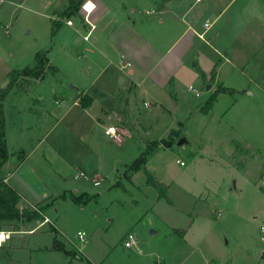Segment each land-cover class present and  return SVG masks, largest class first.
<instances>
[{
    "label": "rangeland",
    "instance_id": "rangeland-1",
    "mask_svg": "<svg viewBox=\"0 0 264 264\" xmlns=\"http://www.w3.org/2000/svg\"><path fill=\"white\" fill-rule=\"evenodd\" d=\"M13 1L0 23V89L10 72L31 66L38 51L50 55L58 72L49 65L42 80L21 82L4 102L11 155L0 175L11 176L27 157L16 177L32 204L20 207L42 218L12 221L25 233L1 247L0 264H264L261 45H253L251 68L226 66L229 76L220 78L230 92L218 93L204 113L220 87L210 83L214 72L200 75L191 54L166 90L134 91L125 77L129 69L121 73L116 56L101 57L78 34H84V2L80 17H70L74 27L62 20L51 36V20L37 15L46 3L52 11L51 0ZM102 1L142 25L154 19L146 12L160 0ZM86 9L93 11V4ZM170 41H156L155 62ZM113 123L122 129L120 142L104 135ZM182 138L187 143L178 146ZM151 179L166 191L153 189ZM42 198L49 201L37 204ZM78 231L86 233V244ZM129 234L136 244L126 249Z\"/></svg>",
    "mask_w": 264,
    "mask_h": 264
},
{
    "label": "crops",
    "instance_id": "crops-1",
    "mask_svg": "<svg viewBox=\"0 0 264 264\" xmlns=\"http://www.w3.org/2000/svg\"><path fill=\"white\" fill-rule=\"evenodd\" d=\"M52 1L51 12L48 11L49 5L46 3L42 6L45 12L37 14L45 21L52 20V13L63 11L68 5L67 0ZM83 1L92 3L94 10L89 16L85 11H80L81 17L80 14L77 15L81 19L84 18L82 20L84 34H78L83 39L91 31L90 41L87 42L84 39L83 41L92 43L101 57L105 58L111 54L116 56L119 59L120 72L129 69L125 77L128 78L134 91L149 93V89L151 91L152 89L166 90L168 78L186 66L185 61L190 54L206 79L210 78L206 76V72H210V75L214 72L215 85L227 88L220 78L221 73L225 72V75L229 76L226 66H231L230 70L251 68L248 58L254 55L252 54L253 45H261L259 50L262 53H259L262 55L264 53V0H242L238 4H235V0H195L192 4L187 0H160L155 4V9L150 11V14L155 16L154 19L142 25L136 18L125 17L116 8L113 9L102 0ZM3 3L8 6L3 7ZM15 4L13 0H0L1 24H3V14L8 15L9 6L13 7ZM38 8L40 10L41 4ZM73 21L74 18L66 20V26L74 27ZM99 25L100 30L97 32ZM91 26L93 29L90 30ZM94 33H96L95 36ZM168 37L171 41L166 47V54L155 62V55L160 54L154 44L158 39L163 41ZM220 53L223 54L224 59L217 62L216 56ZM46 57L49 65L54 67L50 64V55ZM54 68L57 70L56 67ZM254 68L258 69V66ZM146 83L149 84V88L144 86ZM76 89L80 90L79 93L87 94L81 88L76 87ZM43 105L46 106V104ZM26 160L25 156L19 161V165L15 171H12L11 176L0 175L1 180L18 193L20 201L17 207L20 210H23L20 207L22 204H32L24 197V187L16 177L19 176L18 170L22 168V163ZM47 201L49 198H42L37 204ZM43 217L50 220L48 215ZM14 225H16L15 222H6L5 226L0 225V234L9 236L8 239L2 240L0 249L11 241L12 235L25 233L24 230L18 229V226L13 228Z\"/></svg>",
    "mask_w": 264,
    "mask_h": 264
},
{
    "label": "trees",
    "instance_id": "trees-1",
    "mask_svg": "<svg viewBox=\"0 0 264 264\" xmlns=\"http://www.w3.org/2000/svg\"><path fill=\"white\" fill-rule=\"evenodd\" d=\"M83 0H67V7L63 11L54 12V19L51 20V36L55 34L57 29L60 27L62 20L68 19L72 16H76L81 9L83 4ZM46 51H38L33 57V63L31 66L20 70H14L8 75V83L7 85L0 89V167L4 164V162L9 157V152L5 142V129H6V116H5V108L4 102L9 95V93L17 88L19 89L21 86V82L26 80H42L47 68H49L48 59L46 57ZM195 69L200 73V75L204 78V74L201 69L198 67L197 63L194 62ZM53 68V67H52ZM57 71V70H56ZM58 72V71H57ZM214 75L210 79V83L214 80ZM76 91H80L76 89ZM230 92L227 88L220 87L216 92H214L210 99L206 102L204 107L202 108V112L206 113L210 110L212 103L215 101L218 93ZM82 93V92H81ZM174 95V94H172ZM87 97H84V99ZM91 99L88 98V102L86 104H82L81 106L85 109L90 105ZM139 163L144 162V158H141ZM137 162V163H138ZM136 163V164H137ZM149 185L157 190L159 193H164L167 189V186L158 183L155 179H151ZM20 201V197L18 193L10 187L8 184L4 183L3 180L0 179V220L3 222H12L19 221L25 217L29 219H38L40 220L42 217L40 215V211L38 210H20L17 205Z\"/></svg>",
    "mask_w": 264,
    "mask_h": 264
},
{
    "label": "built area",
    "instance_id": "built-area-1",
    "mask_svg": "<svg viewBox=\"0 0 264 264\" xmlns=\"http://www.w3.org/2000/svg\"><path fill=\"white\" fill-rule=\"evenodd\" d=\"M86 4L87 3H85L84 5H83V10L86 12V14L89 16L90 15V13L92 12V11H88L87 9H86ZM147 14L149 13L150 14V12H146ZM88 16H86L87 18H88ZM87 18H85V20L87 21ZM91 29H93V26H91V28H90V30ZM91 32V31H90ZM90 32L88 33V34H86L84 37H83V39H84V41H90ZM189 91L190 92H192V93H194V95H195V97H198L199 95H198V93L195 91V89L193 88V87H189ZM104 135L108 138V139H110V140H113V141H116V142H120L121 141V135H122V131H121V127H120V125L119 124H111V125H107L105 128H104ZM181 165H182V163H181ZM79 177H85V175L83 174V173H79ZM95 185H97V183H95ZM47 222H49V220L48 219H46V223ZM263 232H264V229H263ZM1 236H2V240L4 241V240H6V238L8 239L9 237L8 236H5L3 233H1ZM86 233L85 232H82V231H78L77 232V238H78V240H79V242H81V243H84V244H86ZM262 239V241H264V236L261 238ZM135 240H134V237L131 235V234H129L128 236H127V238L125 239V241H124V247L126 248V249H130V248H132V247H134L135 246Z\"/></svg>",
    "mask_w": 264,
    "mask_h": 264
},
{
    "label": "water",
    "instance_id": "water-1",
    "mask_svg": "<svg viewBox=\"0 0 264 264\" xmlns=\"http://www.w3.org/2000/svg\"><path fill=\"white\" fill-rule=\"evenodd\" d=\"M70 88H72V89H76V87L74 86V85H70ZM211 89V85H208L207 87H206V90L207 91H209ZM187 143V140L185 139V138H182V139H180L179 141H178V143H177V145L178 146H183V145H185Z\"/></svg>",
    "mask_w": 264,
    "mask_h": 264
},
{
    "label": "bare ground",
    "instance_id": "bare-ground-1",
    "mask_svg": "<svg viewBox=\"0 0 264 264\" xmlns=\"http://www.w3.org/2000/svg\"><path fill=\"white\" fill-rule=\"evenodd\" d=\"M1 240H2V236H1V234H0V246H1V243H2V241H1Z\"/></svg>",
    "mask_w": 264,
    "mask_h": 264
},
{
    "label": "snow or ice",
    "instance_id": "snow-or-ice-1",
    "mask_svg": "<svg viewBox=\"0 0 264 264\" xmlns=\"http://www.w3.org/2000/svg\"><path fill=\"white\" fill-rule=\"evenodd\" d=\"M89 8H91V5H89Z\"/></svg>",
    "mask_w": 264,
    "mask_h": 264
}]
</instances>
